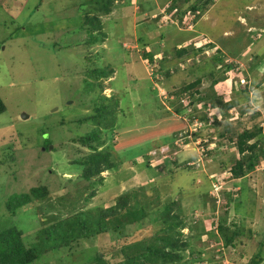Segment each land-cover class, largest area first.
<instances>
[{"label":"rangeland","instance_id":"rangeland-1","mask_svg":"<svg viewBox=\"0 0 264 264\" xmlns=\"http://www.w3.org/2000/svg\"><path fill=\"white\" fill-rule=\"evenodd\" d=\"M204 1L119 0L103 17L107 39L87 46L85 32L76 25L80 10L74 0H0V96L7 105L0 114V228L17 226L28 241L38 243L45 240L44 221L82 204L108 207L118 193L143 186L152 190L150 199L161 197L162 206L173 193L172 211L189 225L205 221V234L182 251L183 264H264V160L246 177L233 178L237 150L215 137L228 118L211 104L204 107L208 100L200 102L195 88L181 90L205 76L198 86L204 95L209 77L223 75L229 86L224 101H229L247 85V103L231 107L230 123L239 133L264 129V0H209L207 6ZM195 3L200 6L196 12L189 9ZM145 47L154 54L152 62L143 55ZM180 48L187 51L177 56ZM89 63L113 67L102 79L101 93L120 100L118 134L106 132L101 146H109L119 166L101 173L104 183L91 199L79 176L81 166L72 162L90 153L79 138L95 128L87 120L97 97L85 87L86 80L93 81L85 73ZM206 113L219 115L220 122L209 124L210 118L203 123L200 115ZM181 181L187 185L178 190ZM207 182L223 186L219 194L211 189L216 205L198 195ZM39 185H46L50 195L12 216L8 198ZM227 201L229 207L222 208ZM56 202L62 204L52 207ZM148 212L140 237L153 240L161 220ZM222 220L230 234L239 230L235 245H225L218 230ZM137 229L128 225L125 233L136 235ZM183 231L186 238L191 230L186 226ZM124 239L105 232L73 250H50L34 264H84L102 251L115 261L112 252Z\"/></svg>","mask_w":264,"mask_h":264},{"label":"trees","instance_id":"trees-1","mask_svg":"<svg viewBox=\"0 0 264 264\" xmlns=\"http://www.w3.org/2000/svg\"><path fill=\"white\" fill-rule=\"evenodd\" d=\"M118 1L119 0H74V5H78L80 10L76 25L80 30L85 32L83 41L87 46L103 43L107 39L103 17L108 16L114 10L113 8L118 4ZM198 4H192L189 9L196 12L200 7ZM207 4H209V0L203 2L204 6H207ZM53 45L56 48L60 46L58 43ZM175 50L177 56H182L187 51L186 48ZM143 55L145 59H149V61L152 62V57L154 55H152V51L146 48ZM217 58L219 59V57ZM112 72H114V69L109 65L101 67L89 63L85 68L86 75L93 80H86L85 87L92 90L93 93L97 95L92 107L94 113L87 119L93 121L95 128L79 138L80 142L90 149V153L85 156L75 157L72 162L81 166V173L79 176L87 182L84 192H87L88 199L95 197L98 194L97 185H102L104 183V177L101 173L119 166L118 160H115L109 146L107 145L101 148L102 145L106 144V132H112L113 135L118 134L116 131V124L120 100L115 97V95L106 96L101 93L105 87L102 79L109 78ZM202 77L205 76L197 77L192 83L183 86L181 90L187 91L195 88L193 94L198 95L197 99L200 102L208 100V103H206L204 107L211 104L212 107L220 109L222 116L228 118L222 124L224 129L215 132V137L217 136L218 139H225L229 144H233L238 154L232 162L233 165L230 168L231 175H233V178L245 177L250 171L252 172L256 169L261 160H264V135H262L264 129L258 126L252 130L245 129L243 132L239 133L237 129L232 127L230 123L231 120H229V111L231 107L237 105L240 101V105L243 102L247 103L248 86L243 85L242 88L244 90L237 93V98L234 97V99L232 98L229 101H224V96L229 93V86L228 88L226 87L225 77H223V75L219 77H216L215 74L211 75L209 77L211 85L207 91L204 92V95L201 94V91L198 89V86L203 82ZM262 81L263 79L253 86L260 85ZM242 95L244 96L242 97ZM6 109V102L0 96V114L5 112ZM196 116L197 114H193L189 116V118ZM210 118H212V121L209 124L214 125L221 120L219 115L215 117H210L207 113L200 115V120L205 124L209 122ZM180 120L187 124L184 119ZM194 134H196V138L200 136L197 132ZM208 142H214V137L209 138L204 145L207 146ZM11 158H14V155H12ZM169 161L171 160H163L162 163ZM226 164L227 159L223 160V166ZM185 168H187L186 164L183 165V169ZM187 171L190 173L192 172L190 167L187 168ZM228 180L229 179H226V181ZM218 181L220 180L218 179ZM183 185L185 187L187 183L181 181L177 186L178 190L184 189ZM139 188H130L127 191L118 193L115 196V203L108 207L97 206L95 208H90L82 204L78 209H72L64 214L60 213L57 217L44 221L43 223L46 226L41 228V235L45 236V240L38 243L35 241H28L22 228H18L17 226L8 227L5 230L0 228V264H34L50 250L61 249L63 247L73 250L76 249V247H81L85 240L89 241V239H94L99 234L110 231L116 233L120 238L123 236L126 238L122 242L117 243L116 250L112 252L114 258L117 260L111 261L107 259L106 253L102 251V253H95L93 257L90 256L89 263L84 264H183L185 258L182 251L188 247H193V238H201L205 234L207 229L205 221L197 219V221L189 225L181 215L179 216L174 210L172 211L176 204L175 201L172 200L173 193L169 201L164 202L162 206L160 205V196L157 201L150 199L151 195L149 193H151L152 190H146L143 186ZM143 189L147 191V195L146 193L142 194V192H144ZM199 189L198 195L203 199L202 202L210 198L213 204L216 205L217 198L215 195L211 194V189L213 190L212 183L207 182L205 189ZM49 191L46 185L33 186L30 188L29 192L10 196L6 206L11 209V215L15 216L19 210L26 209V205L34 201V199L43 200L48 197V195H50ZM146 197L147 199H145ZM54 204L55 203H53L52 207L61 205L62 203L56 202V205ZM229 205L230 203L227 201L222 205V208H228ZM48 206L44 204V208H49ZM150 210L156 213L154 216L156 219L161 220L159 233L151 235L154 237H152L153 240H151L149 236L140 237V231L143 228L140 227V225H142L143 219L146 218ZM67 213L69 215L64 216ZM128 225H136V227H138L135 231L136 235L132 232L125 233V228H127ZM186 226L189 227L191 231L189 235L184 238L185 233L183 229L186 228ZM218 230L221 231L225 239V245L227 246L235 245L237 237H240L238 229L230 234L226 220H222L218 223ZM43 243H48L50 245L49 249L42 247L41 244ZM74 243L76 245H74ZM194 250L195 249H193V252Z\"/></svg>","mask_w":264,"mask_h":264},{"label":"clouds","instance_id":"clouds-1","mask_svg":"<svg viewBox=\"0 0 264 264\" xmlns=\"http://www.w3.org/2000/svg\"><path fill=\"white\" fill-rule=\"evenodd\" d=\"M246 177V176H245ZM243 178V177H242ZM213 184V190L215 191L217 188L215 187V184L214 183H212ZM221 186V189H217L218 191H217V193L219 194L220 192H221V190H222V188H223V186L222 185H220ZM212 190V191H213ZM213 195V194H212ZM216 196V195H215Z\"/></svg>","mask_w":264,"mask_h":264},{"label":"water","instance_id":"water-1","mask_svg":"<svg viewBox=\"0 0 264 264\" xmlns=\"http://www.w3.org/2000/svg\"><path fill=\"white\" fill-rule=\"evenodd\" d=\"M22 117H23V118H27L28 115H27V114H23Z\"/></svg>","mask_w":264,"mask_h":264}]
</instances>
